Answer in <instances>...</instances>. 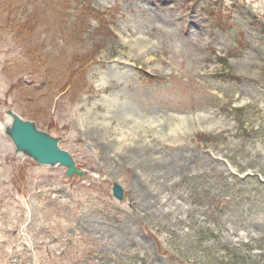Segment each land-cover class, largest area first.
<instances>
[{
  "label": "rangeland",
  "instance_id": "374dc122",
  "mask_svg": "<svg viewBox=\"0 0 264 264\" xmlns=\"http://www.w3.org/2000/svg\"><path fill=\"white\" fill-rule=\"evenodd\" d=\"M18 4L0 0V264H264V0H78L88 16L24 37ZM10 112L83 176L17 153ZM126 131L150 172L115 156Z\"/></svg>",
  "mask_w": 264,
  "mask_h": 264
},
{
  "label": "water",
  "instance_id": "95a60500",
  "mask_svg": "<svg viewBox=\"0 0 264 264\" xmlns=\"http://www.w3.org/2000/svg\"><path fill=\"white\" fill-rule=\"evenodd\" d=\"M9 117L12 119V124L7 134L14 143L17 153H24L40 165L65 167L68 177L74 174L79 177L83 176V173L76 168L72 156L59 148L58 139L39 131L34 123L24 121L13 112L9 113ZM113 193L116 198L122 200L121 187H115Z\"/></svg>",
  "mask_w": 264,
  "mask_h": 264
},
{
  "label": "trees",
  "instance_id": "16d2710c",
  "mask_svg": "<svg viewBox=\"0 0 264 264\" xmlns=\"http://www.w3.org/2000/svg\"><path fill=\"white\" fill-rule=\"evenodd\" d=\"M23 5H19L20 0H11V4H18L16 9H12L9 13V17H15L13 30L17 31L18 36H31L36 27L51 25L53 28H58L64 24L63 20L67 18L64 11L74 10L73 19L75 21L81 20L88 16L89 13L84 8L78 9L74 7V4L78 3V0H22ZM17 10H22L21 15H16ZM79 24V23H77ZM75 24L73 33L78 36L80 32H85L83 26ZM17 36V38H18ZM36 48H34V52Z\"/></svg>",
  "mask_w": 264,
  "mask_h": 264
},
{
  "label": "bare ground",
  "instance_id": "6f19581e",
  "mask_svg": "<svg viewBox=\"0 0 264 264\" xmlns=\"http://www.w3.org/2000/svg\"><path fill=\"white\" fill-rule=\"evenodd\" d=\"M154 50V47H152ZM134 52L135 53H142L144 55H152L154 52L151 48H146L145 49V45L143 42H136L133 46ZM126 104V103H125ZM106 106H111V103L106 101L105 102ZM97 109V108H95ZM127 110V106L125 107L124 111ZM120 116L123 114L121 113V111H119ZM134 114V119H131L128 114V121L127 124L124 126L125 128L131 127L132 130H137L138 129V122L136 121L135 117L138 118L139 115L135 114V112H133ZM108 129L109 127H106V124L104 121L101 122H94L91 130L96 132V133H101L103 135H107L108 133ZM126 133H124V135L122 136V139L120 140V143L117 144V148H116V152H115V156L119 157L120 160H134L137 164H141L144 167V171L145 172H150L151 168L149 169L147 164L151 163V160H154V156L153 153L151 154L149 152V149H143L142 146L139 145L138 141H135L133 138V144L129 145L128 141H126V138L129 137L130 133L128 131H126ZM127 143V144H126ZM143 150V154L140 153ZM141 162V163H140ZM144 163V164H142ZM154 167H159V166H153ZM141 168V167H140ZM166 168V167H165ZM158 169V168H157ZM169 176H173V173H170L167 175L168 178ZM142 185V194H143V198L146 199H152V197L157 196V193H153L152 191H150L149 187L145 184H141Z\"/></svg>",
  "mask_w": 264,
  "mask_h": 264
}]
</instances>
